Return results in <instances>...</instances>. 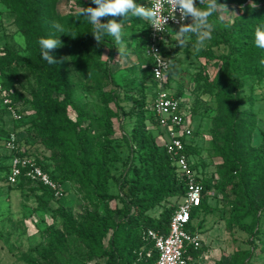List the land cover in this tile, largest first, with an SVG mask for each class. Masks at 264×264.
<instances>
[{
  "label": "trees",
  "instance_id": "16d2710c",
  "mask_svg": "<svg viewBox=\"0 0 264 264\" xmlns=\"http://www.w3.org/2000/svg\"><path fill=\"white\" fill-rule=\"evenodd\" d=\"M248 1L264 5V0H241V3ZM59 2L60 0H2V3L15 14V23L26 38L27 51L31 58L9 48L0 50V75L3 82L0 94L5 93L2 101L6 98L12 100V107L24 118L22 121L15 120L8 106H5L14 123L12 128L0 126V139L7 140L11 133L18 134L25 147L24 155L33 158L53 180L65 187L66 182L76 179L80 181L91 200L107 204V217L102 221H95L93 230L100 233L102 238L110 232L113 233L106 250L92 248L95 256L106 258L105 264H154L158 259V253L154 243L148 238V231L154 230L166 235L169 233L172 217L181 204L187 188L166 153V140H163L162 145L158 144L157 138L148 128V125L161 128L153 111L157 84L153 79L152 60L146 55L150 23L140 17L129 16L125 19L115 17L117 22L123 25L122 43L127 42L125 31H128L130 36L136 32L138 34L134 51L139 59L143 80V84L136 87L135 94L131 95L135 107L132 116L135 121L131 138L127 140L130 154L124 162L128 168L122 177L116 178L112 174L111 166L120 159V156L116 150L113 124L118 112L113 108V104L114 100L119 101L121 98L117 92H113L115 95L112 97L104 90L103 78L115 83L108 63L115 58L114 55L119 54V44L107 34L98 43L92 35L93 26L87 17L79 15L83 8L96 7L92 0H75L66 13L59 11ZM135 2L146 7V0ZM112 18L104 17L101 22H107ZM54 23H59L63 32L57 31L53 27ZM258 25H264L263 18L238 19L230 27V31L224 34L223 42H228L227 37L236 39L232 50L236 51L233 61L236 72L244 79L261 83L264 81V63H261V60H264V49L258 48L254 43L255 28ZM41 37L60 39L61 46L52 50L56 60L60 61L58 64L50 65L42 59L38 43ZM104 46L109 48L105 64L102 62ZM163 46L165 47V43ZM62 51L68 55L79 77L92 79L97 83L105 106V118L92 116L83 108L77 107L72 94V75L69 66L64 62ZM170 54L171 51H167L164 55L169 59ZM198 56L208 57L202 50L198 51ZM22 73L31 75L39 82L40 87L33 92L32 97L26 96L18 88ZM196 80L197 93L210 94L213 90L223 88L222 80L214 81L202 72L197 74ZM168 88L172 90L171 85H168ZM173 93L181 100L185 95L181 87ZM232 101L236 104L232 112L228 111L229 118L225 121L223 145L221 148L213 149L212 159L222 160L223 167L229 173L226 180L235 184L233 193H236V187L247 191L249 187L257 189L264 184V141L257 151L250 154L247 142L248 137L254 132V126L239 120L238 99L233 98ZM182 107L184 109L183 102ZM70 110L75 113V118L70 115ZM26 124L38 131L39 144L47 146L53 152L56 145L63 147V160L55 159L56 164L50 165L46 161L48 158L35 155L31 151L30 138L27 137L25 140L20 135L23 131L20 127ZM196 133L193 131V141L187 147L186 154L203 185L202 203L193 212L191 223V228L201 234L197 219L201 212H212L208 204V192L212 189L213 182L205 176L206 161L195 142ZM13 155L6 152L0 163L1 178L7 184ZM111 181L118 186L119 193L116 196L110 194ZM13 187L36 194L41 209H47L50 202L65 198L56 199L50 189L26 177H22L19 184ZM66 191L65 188V193ZM174 199L180 203L165 208L158 217L151 215L153 210ZM114 200H118L122 206L113 209L110 204ZM259 213L264 214L263 205L254 207L252 203L243 204L235 207L229 223L257 239L264 236V228L259 226L261 221ZM251 218L252 222L247 223L246 220ZM201 252L202 246L197 251L190 250L187 264H197ZM242 261H237V264H242Z\"/></svg>",
  "mask_w": 264,
  "mask_h": 264
},
{
  "label": "rangeland",
  "instance_id": "374dc122",
  "mask_svg": "<svg viewBox=\"0 0 264 264\" xmlns=\"http://www.w3.org/2000/svg\"><path fill=\"white\" fill-rule=\"evenodd\" d=\"M74 1L60 0L59 11L68 12ZM217 1L226 4L228 11L223 10L209 18L213 23V31L211 39L206 40L203 47L197 45L193 36L186 47L180 48L176 42L177 31L167 37L166 43L168 51L171 50L168 74L171 91L175 92L179 87L184 90L182 102L188 125L192 131L197 132L195 142L206 161L205 176L213 182L212 189L208 192V204L212 212H201L197 219L202 235V252L197 264H237L240 260H243L242 264H264V236L254 239L249 233L229 223L235 207L249 203L254 207L264 206V184L257 189L249 187L247 191L236 187V193H233L235 184L226 180L229 173L223 167L222 160L212 159L213 149L223 145L228 111L232 112L236 104L232 101L233 98L238 99L239 120L254 126V132L247 142L250 154L257 151L264 141V81L256 83L251 79L242 78L233 65L236 51L232 50L236 39L227 37L228 42H223L224 34L230 31V27L238 19H264V5L259 4L256 8H251V1ZM196 6L201 9L206 7L197 0ZM15 22L13 11L0 0V50L9 48L31 58L27 46L21 47L16 40L22 33ZM125 34L127 42L119 44L120 55H114L115 58L108 63L115 83L103 78L104 90L112 97L115 95L113 92H117L121 98L119 101L114 100L113 104V108L118 112L113 124L116 150L120 156L111 166L112 174L116 178L122 177L128 168L124 162L130 154L127 140L131 138L135 121L132 116L135 107L131 95L135 94L136 87L143 84L139 59L134 51L138 34L136 32L130 36L128 31H125ZM23 37L25 38L24 35ZM198 48L208 57H199ZM102 49V62L105 64L109 48L104 46ZM62 54L72 75V94L77 107L83 108L92 116L105 118V106L97 83L92 79L79 77L68 55L64 51ZM199 72L214 81L222 80L223 88L213 90L210 94L197 93L196 76ZM39 87L36 78L27 73L21 74L18 88L26 96L32 97ZM4 96L5 93L0 94V126L12 128L14 122L2 101ZM70 115L75 118L73 110H70ZM22 120L24 118L21 116L17 121ZM20 128L23 130L21 137L25 140L30 138L31 151L35 155L48 158L46 161L50 165L56 164L55 159L63 160V147L56 145L53 152L47 146L39 144V133L35 128H30L29 124ZM148 128L157 138L158 144L162 145L163 140L167 141L164 129L151 125H148ZM5 142L6 140L0 139V163L6 152H9L5 148ZM1 177L0 173V264H105L106 258L95 256L92 248L106 250L108 240L112 236L113 232H110L102 238L100 233L93 230L95 221H102L107 217V204L91 200L80 181L73 179L66 182L65 198L50 202L47 209H41L36 194L11 187ZM118 193V186L111 181L110 194L116 196ZM179 203L175 199L168 201L153 210L151 215L158 217L165 208ZM110 206L116 209L122 205L118 200H114ZM258 215L261 219L259 226L264 228V214ZM246 222L250 224L252 218Z\"/></svg>",
  "mask_w": 264,
  "mask_h": 264
},
{
  "label": "built area",
  "instance_id": "2783aa9c",
  "mask_svg": "<svg viewBox=\"0 0 264 264\" xmlns=\"http://www.w3.org/2000/svg\"><path fill=\"white\" fill-rule=\"evenodd\" d=\"M151 6L152 0H146V7ZM162 14L168 17L174 15L175 19H168L162 32H157L150 25L146 55L152 60L153 79L157 84L153 111L161 128L167 134L166 153L173 161L179 177L185 181L187 191L172 217L169 233L166 235L149 230L148 238L154 243L158 253V259L154 264H187L189 251H197L202 245V235L191 228V223L192 214L201 206L204 193L200 176L193 169L186 154L187 147L192 143L193 131L188 125L187 114L182 107V100L177 98L168 88L170 60L164 55L166 50L163 43L166 42L171 32L179 29L180 25L176 21L179 20L180 13L178 10L174 13L173 9L165 4ZM184 23H190V19H186ZM156 55L164 60L163 66H161V62ZM2 90L3 82L0 75V91ZM4 104L8 106L14 119H21V115L12 107V100L6 98ZM5 148L14 154L10 160V171L7 178L9 185L15 186L19 184L22 177H26L50 189L56 199L65 196L64 186L53 180L50 174L45 172L33 158L24 155L25 147L18 134L11 133L9 135L5 142Z\"/></svg>",
  "mask_w": 264,
  "mask_h": 264
},
{
  "label": "clouds",
  "instance_id": "9594fccd",
  "mask_svg": "<svg viewBox=\"0 0 264 264\" xmlns=\"http://www.w3.org/2000/svg\"><path fill=\"white\" fill-rule=\"evenodd\" d=\"M96 7H87L80 10L79 15L87 17L89 23L93 26L92 35L99 43L105 34L113 37L117 44H122V23L117 22L115 17L129 16L140 17L149 21L150 25L157 32L164 30V25L167 24L168 19H175L174 15L171 17L164 16L162 9L165 4H168L174 11L178 10L180 13L179 30L176 32L177 46L180 48L186 47L190 39L194 36L199 47H203L206 40L211 39L213 31V23L210 22V17L214 14L227 10L226 4L218 3L217 0H199L200 4L205 5L204 9L196 6V0H152L151 7L139 5L135 0H92ZM251 8H256L257 5L253 2L250 4ZM113 17L107 22H101L104 17ZM191 18V23H184L188 18ZM222 19V18H221ZM53 27L57 31L63 32L59 23H54ZM254 43L258 48L264 49V25H258L255 28ZM17 42L21 47L26 48V41L22 34L16 37ZM41 57L47 61L48 64H58L52 50L61 46L60 39L41 37L38 41ZM199 50V48L197 49ZM119 55H120V50ZM164 64V60L159 55H156ZM264 63V60H261Z\"/></svg>",
  "mask_w": 264,
  "mask_h": 264
},
{
  "label": "crops",
  "instance_id": "0c3cea01",
  "mask_svg": "<svg viewBox=\"0 0 264 264\" xmlns=\"http://www.w3.org/2000/svg\"><path fill=\"white\" fill-rule=\"evenodd\" d=\"M175 32H176V31H173V32H171V34H172V33H175ZM166 43H167V39H166V42H165V50H166V52H167L168 49L166 48V47H167V44H166ZM169 51H171V50H169Z\"/></svg>",
  "mask_w": 264,
  "mask_h": 264
}]
</instances>
